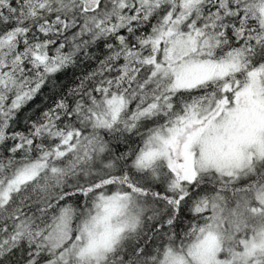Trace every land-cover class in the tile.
<instances>
[{
  "label": "snow or ice",
  "instance_id": "1",
  "mask_svg": "<svg viewBox=\"0 0 264 264\" xmlns=\"http://www.w3.org/2000/svg\"><path fill=\"white\" fill-rule=\"evenodd\" d=\"M0 264H264V0H0Z\"/></svg>",
  "mask_w": 264,
  "mask_h": 264
},
{
  "label": "trees",
  "instance_id": "2",
  "mask_svg": "<svg viewBox=\"0 0 264 264\" xmlns=\"http://www.w3.org/2000/svg\"><path fill=\"white\" fill-rule=\"evenodd\" d=\"M86 67L88 68V70H91V67H94V65H88ZM35 103H39V99H37ZM33 106V104L28 105V108H26L25 111H28V109L32 108Z\"/></svg>",
  "mask_w": 264,
  "mask_h": 264
}]
</instances>
